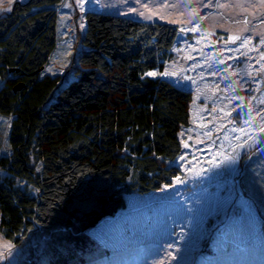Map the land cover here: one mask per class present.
<instances>
[{
  "label": "trees",
  "instance_id": "trees-1",
  "mask_svg": "<svg viewBox=\"0 0 264 264\" xmlns=\"http://www.w3.org/2000/svg\"><path fill=\"white\" fill-rule=\"evenodd\" d=\"M60 1H18L0 14V114L11 116L10 153L0 157V228L15 243L39 226L70 230L75 244L125 208L126 196L171 184L180 170L170 163L190 125L193 93L147 75L164 70L178 25L86 11L84 48L63 86L44 72ZM245 175L247 190L263 197L264 151Z\"/></svg>",
  "mask_w": 264,
  "mask_h": 264
},
{
  "label": "rangeland",
  "instance_id": "rangeland-1",
  "mask_svg": "<svg viewBox=\"0 0 264 264\" xmlns=\"http://www.w3.org/2000/svg\"><path fill=\"white\" fill-rule=\"evenodd\" d=\"M18 1L27 0L11 10ZM55 8L56 48L44 72L63 86L84 48L86 11L180 27L155 72L193 93L182 152L170 163L180 179L126 196L125 208L75 244L62 227L36 226L19 243L0 228V264H264V196L243 181L249 159L264 151V0H61ZM10 121L0 114V157L10 153ZM4 175L0 167V181Z\"/></svg>",
  "mask_w": 264,
  "mask_h": 264
},
{
  "label": "snow or ice",
  "instance_id": "snow-or-ice-1",
  "mask_svg": "<svg viewBox=\"0 0 264 264\" xmlns=\"http://www.w3.org/2000/svg\"><path fill=\"white\" fill-rule=\"evenodd\" d=\"M13 2H14V0H7L8 7H4L2 9H0V11H11V5H12ZM141 15H143V13H141ZM229 39L230 40H235V39H237V37H229ZM147 75L154 76V75H156V73L155 72H149V73H147ZM162 75H167V73H163ZM260 131L264 132V128H261ZM175 179L177 181H179L180 178L176 177ZM165 187L167 188V187H169V185H165ZM169 247H171V245H169Z\"/></svg>",
  "mask_w": 264,
  "mask_h": 264
}]
</instances>
